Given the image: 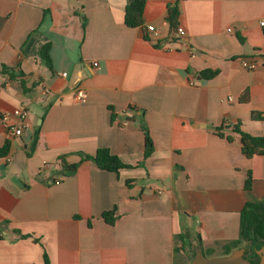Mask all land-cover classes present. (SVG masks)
Instances as JSON below:
<instances>
[{"label": "crops", "instance_id": "0c3cea01", "mask_svg": "<svg viewBox=\"0 0 264 264\" xmlns=\"http://www.w3.org/2000/svg\"><path fill=\"white\" fill-rule=\"evenodd\" d=\"M132 1L0 0V264H190L198 246L221 257L245 204L264 201V156L246 158L232 129L264 137L252 118H264V0H142L128 28ZM174 5L184 37L167 22ZM18 108L29 127L11 137L1 118ZM101 148L131 168L81 161Z\"/></svg>", "mask_w": 264, "mask_h": 264}, {"label": "trees", "instance_id": "16d2710c", "mask_svg": "<svg viewBox=\"0 0 264 264\" xmlns=\"http://www.w3.org/2000/svg\"><path fill=\"white\" fill-rule=\"evenodd\" d=\"M184 1V0H177ZM144 9V1L134 0L127 4L124 9V24L128 28H136L142 24V14ZM179 16V10L176 5L172 6L168 10L167 22L171 28H176L177 18ZM50 47L51 44L47 43L42 46L40 50V59L42 63L51 69V59H50ZM13 69H2V74H7L9 78H13ZM216 72L205 71L201 75L206 79L213 78ZM23 90L27 92L25 85L22 84ZM32 87H35L34 85ZM253 119L262 120L263 116L259 113H252ZM138 127L144 135V153L143 158L147 159L153 152V144L150 138L149 132L144 124L139 123ZM233 131L239 134L241 152L246 158H252L253 156H264V137L263 136H252L246 132L240 130L239 124L232 127ZM219 130V129H217ZM219 133V132H218ZM221 135V134H219ZM230 140V138H228ZM34 142L30 151L27 155H31L33 150ZM10 144L6 142L0 147V158H4L9 154ZM81 161H92L96 166L103 171L119 173L122 169H129L131 166L125 164L118 156L112 155L110 151L106 148L98 149L93 156L80 154ZM60 164L64 170L65 174H71L76 171L79 164L68 165L64 158L60 159ZM251 173L248 172L247 178L245 180L244 188L249 190L251 187ZM101 218L108 224L112 225L114 223V210L103 212ZM20 238H28V235H21L19 231H16ZM181 239V237H180ZM246 247L248 249V254L246 257L254 261V251L258 250L264 246V201L263 202H247L240 212V228L239 237L237 240L230 242L224 249V255H228L232 250ZM204 256L210 257L212 252L203 253ZM44 264H49L47 255H43ZM257 264V263H256Z\"/></svg>", "mask_w": 264, "mask_h": 264}, {"label": "built area", "instance_id": "2783aa9c", "mask_svg": "<svg viewBox=\"0 0 264 264\" xmlns=\"http://www.w3.org/2000/svg\"><path fill=\"white\" fill-rule=\"evenodd\" d=\"M260 26H264V22H260ZM147 30L153 34H157L158 31L153 26H148ZM230 31V29H228ZM176 33L180 37L185 36V31L181 27H176ZM93 66H97V63H94ZM242 66L248 70H252L256 67V62L243 61ZM62 77L66 76V73L61 74ZM86 98V92L83 89H77L74 93V100L77 103H83ZM27 110L25 108L14 109L12 113H3L2 114V123L5 125L7 134L11 137H20L23 130L29 127V124L26 120ZM11 118L15 119V122H10ZM56 184L58 182H55Z\"/></svg>", "mask_w": 264, "mask_h": 264}, {"label": "water", "instance_id": "95a60500", "mask_svg": "<svg viewBox=\"0 0 264 264\" xmlns=\"http://www.w3.org/2000/svg\"><path fill=\"white\" fill-rule=\"evenodd\" d=\"M248 249L240 247L231 251L230 254L221 257H206L199 246L194 247L190 264H264V246L254 251V261L248 259L246 255Z\"/></svg>", "mask_w": 264, "mask_h": 264}]
</instances>
